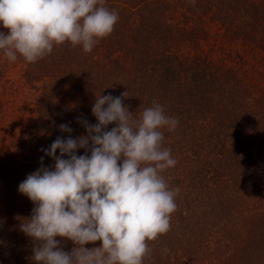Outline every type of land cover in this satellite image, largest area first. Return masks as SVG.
Instances as JSON below:
<instances>
[{
	"label": "trees",
	"instance_id": "1",
	"mask_svg": "<svg viewBox=\"0 0 264 264\" xmlns=\"http://www.w3.org/2000/svg\"><path fill=\"white\" fill-rule=\"evenodd\" d=\"M105 6L119 20L90 53L66 42L28 63L0 50V264H34L17 219L34 205L18 187L41 157L54 164L41 149L67 138L61 124L85 134L77 120L97 123L95 97L125 91L133 119L159 104L179 121L174 132L161 129L177 161L162 173L180 189L177 208L170 230L146 241L143 264H264V0Z\"/></svg>",
	"mask_w": 264,
	"mask_h": 264
},
{
	"label": "clouds",
	"instance_id": "2",
	"mask_svg": "<svg viewBox=\"0 0 264 264\" xmlns=\"http://www.w3.org/2000/svg\"><path fill=\"white\" fill-rule=\"evenodd\" d=\"M118 20L105 0H0V25L7 30L0 32V50L10 62L19 56L28 63L66 42L90 53ZM126 98V91L95 97L97 123L77 120L85 134L73 137L70 125H59L67 138L41 149L54 164L45 167L41 157V166L19 184L34 205L30 217H17L19 231L33 242L34 264H143L146 241L170 230L180 189L171 190L162 176L177 161L162 147L161 129L174 132L179 121L159 104L133 119ZM58 237L72 242L70 252Z\"/></svg>",
	"mask_w": 264,
	"mask_h": 264
}]
</instances>
